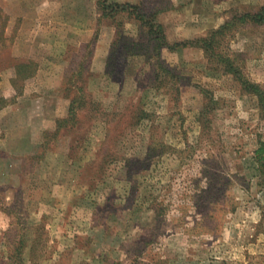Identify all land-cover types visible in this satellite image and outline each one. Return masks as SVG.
Instances as JSON below:
<instances>
[{
    "label": "rangeland",
    "instance_id": "obj_1",
    "mask_svg": "<svg viewBox=\"0 0 264 264\" xmlns=\"http://www.w3.org/2000/svg\"><path fill=\"white\" fill-rule=\"evenodd\" d=\"M130 3L157 13L174 44L209 37L264 0ZM2 5L0 59L15 62L18 93L25 52L10 51L17 41L24 46L23 12ZM118 20L129 39L118 44L111 73L91 72L96 41H89L65 74V85L84 86L97 104L81 112L75 138L66 128L46 147L2 160L11 181L0 185V264H14L21 243L23 264H264L259 98L198 46L149 58L147 33ZM219 40L218 54L264 89V25L238 22ZM60 96L51 109L63 119L70 104Z\"/></svg>",
    "mask_w": 264,
    "mask_h": 264
},
{
    "label": "crops",
    "instance_id": "obj_2",
    "mask_svg": "<svg viewBox=\"0 0 264 264\" xmlns=\"http://www.w3.org/2000/svg\"><path fill=\"white\" fill-rule=\"evenodd\" d=\"M2 2L23 12L17 18L21 22L17 40H24V46L17 41L10 52H25V67L35 70L16 93L15 62L0 59V68L5 69L0 98L6 100L0 107V185H7L11 181L9 164L2 160L32 153L43 144L44 133L54 131L57 121L65 116L51 105L65 92V74L73 58H80L88 43L96 41L90 70L105 74L117 29L102 20L99 0H0L1 7Z\"/></svg>",
    "mask_w": 264,
    "mask_h": 264
},
{
    "label": "trees",
    "instance_id": "obj_3",
    "mask_svg": "<svg viewBox=\"0 0 264 264\" xmlns=\"http://www.w3.org/2000/svg\"><path fill=\"white\" fill-rule=\"evenodd\" d=\"M99 10L102 15V20L111 21L110 24L117 29L116 39L113 43L108 58L106 73H111V70L116 61V55L119 54V51L118 53H116V48L118 47V44L122 43L125 40L127 35L125 32L126 23L118 20V17L121 16L126 18L128 21H133L139 26V29L144 30L147 33L150 43H153L151 49L152 51L149 53V58H160V56L162 55V50L165 48L170 52H179L190 46H198L205 51L210 60L217 59L219 63L225 64L228 73L233 74L236 79L241 82L243 89L246 92L257 96L259 98L260 107L264 109V89L259 84H255L247 78H244L241 70L235 66L234 61H232L230 57H227L225 55L223 56L222 54H218L217 52L220 48L219 36L222 35L223 30H225L226 27H234L238 22L264 25V5L257 12H249L240 15L239 17H235L233 21L227 23V25L224 26L221 30H215L209 37L192 41L177 42L174 44H170L168 42L165 27L158 21L157 13L148 14L138 5L132 3H119L113 0H99ZM126 39H129V37ZM134 46L139 47L141 46V44L134 42ZM84 69L86 71L87 68ZM158 69L166 76L175 77L173 71L162 64H159ZM87 71H89V68L87 69ZM34 72L35 70H33L32 68L25 67V74H23L24 81L25 79L32 77ZM72 75H74V73L70 74L71 78L73 77ZM77 75L81 76L82 71H79ZM164 84L165 83L163 82L159 87H165ZM64 91L66 92L67 97L70 99L68 116L57 121V128L54 131H47L44 133V142L42 144V147H46L48 145L51 136H58L62 133V130H65L66 128L67 129L65 130V133L70 132L71 137L75 138V134L78 133V131L74 132V130L82 129L80 127V119L82 114L81 112H84L86 110L87 105L97 106L92 97L90 98V100L87 99V92L84 86H79V84L75 85L69 81V83L65 85ZM5 103V99L0 98V107H2ZM142 118L143 117H138L139 121H141ZM74 141L77 140L75 139ZM256 156L258 162L260 163V168L262 172H264V138L260 141L259 148L256 150ZM31 158L34 157L32 156ZM23 250L24 244L21 243L19 247L15 248V254L9 257L10 261H12V263L14 264H23Z\"/></svg>",
    "mask_w": 264,
    "mask_h": 264
}]
</instances>
